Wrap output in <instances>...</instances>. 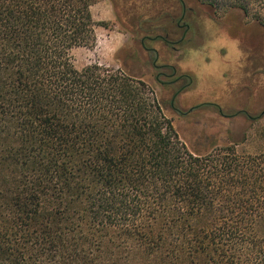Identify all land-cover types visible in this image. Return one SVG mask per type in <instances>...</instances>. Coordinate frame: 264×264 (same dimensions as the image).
Segmentation results:
<instances>
[{
	"label": "trees",
	"instance_id": "trees-1",
	"mask_svg": "<svg viewBox=\"0 0 264 264\" xmlns=\"http://www.w3.org/2000/svg\"><path fill=\"white\" fill-rule=\"evenodd\" d=\"M98 1L0 0V264H264V152L173 123L132 47L75 68Z\"/></svg>",
	"mask_w": 264,
	"mask_h": 264
},
{
	"label": "rangeland",
	"instance_id": "rangeland-1",
	"mask_svg": "<svg viewBox=\"0 0 264 264\" xmlns=\"http://www.w3.org/2000/svg\"><path fill=\"white\" fill-rule=\"evenodd\" d=\"M200 3L206 4L208 0L196 1V8L203 11L207 9L204 12L207 15L211 13L209 16L216 22L228 20L231 29L219 25L217 27L223 31L219 35L216 33L221 29L217 30L214 22H205L201 27L204 38L203 35H196L190 38L193 41L186 42L185 52L188 46L197 50L190 48L185 55V59L190 62L186 65L192 73L194 86L187 91L182 104L192 106L220 101L225 103L222 105L224 115L245 110L251 117L258 116L264 111V35H260L257 25L249 30L244 26L255 23L253 21L258 18L264 21V13L251 12L247 16L237 9H230L227 0H217L215 8H206ZM121 9L127 13L132 11V0H100L91 8L94 20L104 25L96 28L97 42L93 49L76 48L71 51L75 68L82 69L94 64L119 68V63L114 60L115 52L120 48L132 47L131 37L125 31L128 27H122V20H116L115 15L119 16L118 11ZM140 77L152 87L173 123L184 121V118H191L197 124L208 120L218 122L223 129H228L226 134L219 137L218 146L233 141L238 143L235 147L238 154L255 155L264 152V116L250 121L241 114L229 120L222 117L217 108L208 106L190 114L178 115L171 112L169 107L174 88H163L147 75ZM198 141L192 140L195 148L201 146Z\"/></svg>",
	"mask_w": 264,
	"mask_h": 264
},
{
	"label": "flooded vegetation",
	"instance_id": "flooded-vegetation-1",
	"mask_svg": "<svg viewBox=\"0 0 264 264\" xmlns=\"http://www.w3.org/2000/svg\"><path fill=\"white\" fill-rule=\"evenodd\" d=\"M204 11L196 8V0H132V11L119 10L118 18L122 20V27H128L125 31L131 37L130 45L138 57L135 73L138 76L147 75L163 88H174L169 107L178 115L208 106L217 108L219 114L229 120L241 114L249 119L245 110L224 115L222 109L212 102L192 106L182 104L185 94L194 86L192 73L186 65L190 62L185 55L190 48L197 50L188 46L185 52V44L193 41L190 38L196 35H203L204 38L201 27L205 22H214L213 25L216 22L209 16L211 13L207 15ZM222 32L221 29L216 34Z\"/></svg>",
	"mask_w": 264,
	"mask_h": 264
},
{
	"label": "water",
	"instance_id": "water-1",
	"mask_svg": "<svg viewBox=\"0 0 264 264\" xmlns=\"http://www.w3.org/2000/svg\"><path fill=\"white\" fill-rule=\"evenodd\" d=\"M263 116H264V111H262L257 117H251V116H249V119H250V121H255L257 119H260Z\"/></svg>",
	"mask_w": 264,
	"mask_h": 264
}]
</instances>
